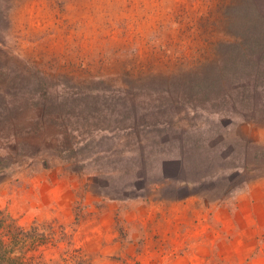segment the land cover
<instances>
[{"label":"rangeland","instance_id":"374dc122","mask_svg":"<svg viewBox=\"0 0 264 264\" xmlns=\"http://www.w3.org/2000/svg\"><path fill=\"white\" fill-rule=\"evenodd\" d=\"M251 186L264 0H0V223L55 234L36 264H185L186 242L145 233V204L212 209ZM219 244L191 250L222 264Z\"/></svg>","mask_w":264,"mask_h":264},{"label":"crops","instance_id":"0c3cea01","mask_svg":"<svg viewBox=\"0 0 264 264\" xmlns=\"http://www.w3.org/2000/svg\"><path fill=\"white\" fill-rule=\"evenodd\" d=\"M264 190V189H263ZM142 203V202H140ZM146 203V202H145ZM163 208L162 200L148 202L142 221H153L151 230L145 233L156 241L186 242L185 264H205L206 257L192 251L193 248H212L209 242L217 245V256L222 264H264V191L259 194L257 187H249L241 192L232 203L220 201L209 209V203L200 202L195 195H188L179 202H168ZM183 207L184 229H180L178 215L170 220L174 208ZM214 212L213 222L208 221ZM188 212H191L193 218ZM195 215L199 216L195 218ZM213 238V239H208ZM211 257V256H210Z\"/></svg>","mask_w":264,"mask_h":264},{"label":"trees","instance_id":"16d2710c","mask_svg":"<svg viewBox=\"0 0 264 264\" xmlns=\"http://www.w3.org/2000/svg\"><path fill=\"white\" fill-rule=\"evenodd\" d=\"M0 212L3 211L0 210ZM7 216L10 218V222L0 223V264H28L24 260L28 251H30V264H36L35 258L39 257L35 254L36 251L40 252L41 249L47 248V245L56 246L58 239L49 228H47L48 232L45 229L38 231L39 225H31L30 229H26L18 225L10 215ZM64 236L66 233L62 229L59 238ZM26 239H29L30 242ZM15 244H19V247H14ZM22 245L27 246V249L22 251ZM78 249L72 244V240H67V253L76 254Z\"/></svg>","mask_w":264,"mask_h":264}]
</instances>
